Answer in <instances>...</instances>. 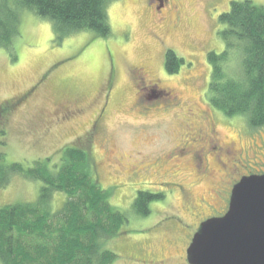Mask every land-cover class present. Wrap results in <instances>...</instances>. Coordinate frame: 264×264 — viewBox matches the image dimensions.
Masks as SVG:
<instances>
[{"label": "rangeland", "instance_id": "obj_1", "mask_svg": "<svg viewBox=\"0 0 264 264\" xmlns=\"http://www.w3.org/2000/svg\"><path fill=\"white\" fill-rule=\"evenodd\" d=\"M233 1L241 0H169L159 12L156 1L113 0L107 38L77 32L57 39L50 20L23 9L13 50L0 49V152L9 163L53 166L68 146L86 151L90 172L129 218L106 244L118 255L113 264H189L196 230L188 225L223 206L218 192L228 178L217 156L232 167L213 148L240 159L233 164L240 175L264 171V127L227 117L208 98L207 59L225 50L219 18ZM170 50L183 59L172 74ZM238 68L234 58L226 70ZM66 104L67 121L58 123ZM195 154L205 158L204 173ZM41 184L12 175L0 206L36 202ZM140 191L163 195L147 218L135 212ZM53 195L58 211L67 197Z\"/></svg>", "mask_w": 264, "mask_h": 264}, {"label": "trees", "instance_id": "obj_2", "mask_svg": "<svg viewBox=\"0 0 264 264\" xmlns=\"http://www.w3.org/2000/svg\"><path fill=\"white\" fill-rule=\"evenodd\" d=\"M111 1L0 0V49L13 50L14 40L20 36L23 9L50 20L57 39L77 32L107 38L112 32L107 12ZM219 21L224 26L221 38L225 50L212 51L207 59L212 67L209 101L227 117L241 116L250 127L259 129L264 127V6L251 0L233 1ZM233 38L246 43L245 76L240 66L234 75L226 70L231 59H237L239 65L236 54L229 50ZM182 60L170 50L166 59L169 73H177ZM245 80L247 88L233 82ZM49 162L33 166L9 163L0 152V190L9 185L14 174L42 183L36 202L0 206V264L115 263L118 255L106 244L121 233L129 218L113 206L90 172L88 153L68 146L56 165ZM55 193L67 197L58 211L52 205ZM161 198L163 195L140 191L134 202L136 214L147 218L150 204Z\"/></svg>", "mask_w": 264, "mask_h": 264}, {"label": "water", "instance_id": "obj_3", "mask_svg": "<svg viewBox=\"0 0 264 264\" xmlns=\"http://www.w3.org/2000/svg\"><path fill=\"white\" fill-rule=\"evenodd\" d=\"M231 196L228 212L194 235L189 264H264V174L244 177Z\"/></svg>", "mask_w": 264, "mask_h": 264}, {"label": "flooded vegetation", "instance_id": "obj_4", "mask_svg": "<svg viewBox=\"0 0 264 264\" xmlns=\"http://www.w3.org/2000/svg\"><path fill=\"white\" fill-rule=\"evenodd\" d=\"M158 4L157 6V11L159 12H162L163 9L166 8V5L169 3V0H155ZM154 0H152L153 3H156ZM174 9V14H175V17L177 18L178 21H180V17H179V9L177 7L173 8ZM173 51V50H172ZM27 96V95H26ZM26 96L23 97V99L21 100H24L26 99ZM60 112L59 114H61L62 116H60L58 114V123L64 121L66 122L67 121V104L66 105H63L61 107V109H59ZM103 114H104V111H103ZM102 114V116H103ZM72 114L70 113V116ZM210 143H212V141H210ZM215 148H219V147H215ZM213 148V150H216V151H220V152H225L227 154V157H228V160L230 161V165H232L231 169L229 170L228 168H225L227 166L225 165H222L221 161H220V157L217 156V159H218V165L221 166L223 168V171H226V176L228 178L227 182L226 183H223L221 185L224 186L223 188H221V190L218 192L219 194V198L221 199V201L223 202V206L221 207V210H214L213 213H211L209 216H206L205 218H201L200 221L196 224H194L193 226H189L188 227H192L193 229L196 230V232L199 230L201 224L207 220H209L210 218H216V217H222L224 216L228 210H229V206H230V201H231V195L233 193V189L235 187V185H237L244 177H248V176H252V175H262L264 174V171H257V172H253L252 170H249L246 174H243V175H240L241 172L239 170V168L236 166V165H233L235 163H239L240 159H237L233 154L232 152L228 149V150H223V148H219V149H215ZM212 151V150H211ZM211 151H209L211 153ZM201 154L204 153V151H200ZM199 154H195L194 155V158L196 160L199 161V165L197 167V171L198 172H201V173H204L206 170V168L204 169V163H205V158L204 156L200 155L198 156ZM240 156H242V154L240 153ZM181 192L183 193V189L180 188ZM193 237L192 236V239L193 240ZM189 241V245L187 248H189V246L191 245L192 241ZM188 249H186L187 251ZM185 251V252H186ZM187 254V253H186Z\"/></svg>", "mask_w": 264, "mask_h": 264}, {"label": "clouds", "instance_id": "obj_5", "mask_svg": "<svg viewBox=\"0 0 264 264\" xmlns=\"http://www.w3.org/2000/svg\"><path fill=\"white\" fill-rule=\"evenodd\" d=\"M232 44H233V47H231L229 50L236 54L238 61H239V66L241 68V71L245 76L246 75L245 62L248 60V53L246 51V43L245 41L241 39L233 38ZM233 82H235L238 85H242L244 88L248 87V80H245L243 83H241L240 81H233Z\"/></svg>", "mask_w": 264, "mask_h": 264}]
</instances>
